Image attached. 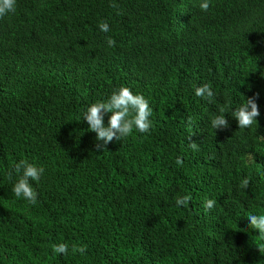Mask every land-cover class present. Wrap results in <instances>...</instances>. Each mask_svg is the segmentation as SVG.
Instances as JSON below:
<instances>
[{
  "label": "trees",
  "instance_id": "1",
  "mask_svg": "<svg viewBox=\"0 0 264 264\" xmlns=\"http://www.w3.org/2000/svg\"><path fill=\"white\" fill-rule=\"evenodd\" d=\"M169 1L16 0L0 19V264H264L247 219L264 214V0H182L176 17ZM121 86L149 101L152 128L98 151L83 116ZM257 93L258 123L240 129L233 111ZM20 160L45 169L36 205L12 191Z\"/></svg>",
  "mask_w": 264,
  "mask_h": 264
},
{
  "label": "clouds",
  "instance_id": "2",
  "mask_svg": "<svg viewBox=\"0 0 264 264\" xmlns=\"http://www.w3.org/2000/svg\"><path fill=\"white\" fill-rule=\"evenodd\" d=\"M189 1V0H188ZM183 2L182 0H176L175 3L169 9V3L166 10L173 16H178L183 11H187L191 3ZM161 2V0H160ZM245 7H247L248 0H242ZM116 8L117 5H110ZM209 0H203L200 4L202 11L207 12L209 10ZM16 11V0H0V19L4 18L10 13ZM218 18H231L234 17L239 11H236L233 15L228 13H221L217 9ZM223 20V19H222ZM225 23V22H224ZM226 24V23H225ZM224 24V25H225ZM100 31L107 33L110 31L109 24L107 21H101L99 24ZM107 44L109 47H114L116 41L111 37L107 38ZM195 95L202 99H206L209 103L214 98V93L211 90L210 85L204 84L195 89ZM259 94H255L252 97L245 98L244 102L233 111V117L238 121V127L240 129H251L252 126L258 123V117L260 116L259 106L257 100ZM219 115H215L211 119V126L217 129H227L229 127L228 121L225 119V110L220 108ZM153 109L149 105V101L141 94H133L132 90L126 86H121L118 90L114 91L106 101H97L88 107L87 111L83 116V120L89 125V131L96 133L95 145L96 149L104 150L106 145L111 143L113 140L119 141L129 135L133 134L134 130L141 134L149 133L152 128V116ZM106 113H110L108 125H104V116ZM189 123L191 120L189 119ZM188 147L193 151H199V145L195 141H191ZM176 164L182 166L183 160L178 157ZM13 172L17 176V180L12 188L13 193L17 198H23L30 205H36L38 203V192L32 185V181H39L45 172L43 167L37 166L33 163H29L27 160H20L14 165L13 171L8 172V179L11 180ZM250 186V177L244 178L240 182L239 187L241 189H248ZM190 195L176 197V206L188 207L191 201ZM217 201L213 199H207L204 202V208L211 210L216 205ZM249 228L254 229L258 232V237L264 240V214L253 215L249 214L247 217ZM264 250V249H261ZM69 246L66 243H59L52 245V252L54 255H67ZM87 251V245H73L72 253H79L84 255Z\"/></svg>",
  "mask_w": 264,
  "mask_h": 264
}]
</instances>
